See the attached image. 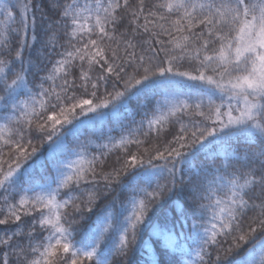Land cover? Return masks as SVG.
<instances>
[{
  "label": "snow or ice",
  "instance_id": "obj_1",
  "mask_svg": "<svg viewBox=\"0 0 264 264\" xmlns=\"http://www.w3.org/2000/svg\"><path fill=\"white\" fill-rule=\"evenodd\" d=\"M169 118L182 134L101 186L105 150ZM0 121V264H264V0H0Z\"/></svg>",
  "mask_w": 264,
  "mask_h": 264
},
{
  "label": "trees",
  "instance_id": "obj_2",
  "mask_svg": "<svg viewBox=\"0 0 264 264\" xmlns=\"http://www.w3.org/2000/svg\"><path fill=\"white\" fill-rule=\"evenodd\" d=\"M157 0H145V4L150 6L153 3H156ZM129 3L131 6H136L137 0H129ZM148 9L146 8L145 11H147ZM119 14V13H118ZM131 20V16H130V12L128 17L125 19V26L122 27L119 31H125L126 28V36L125 39L128 36H133L134 34L132 33V28L135 27V25H131L129 23V21ZM140 24L144 23L143 17H141ZM142 33V29L135 34V38L136 39H147L148 36L145 35H141ZM117 35H119V32L117 33ZM162 39H168V37H161ZM15 39V38H14ZM115 46V45H113ZM174 55H179V52H174L172 53ZM163 56V53H161V57ZM6 58V57H5ZM78 63V61H77ZM86 66V65H85ZM190 67H195V64L193 63L191 66L188 64L187 61H185L183 63V65L180 67V70H188L190 69ZM131 71V69H130ZM92 75L94 76L95 73H92ZM57 83H60V81H57ZM46 87H48V85H46ZM91 90V89H90ZM101 92H103V88H101ZM85 98H90V97H85ZM144 97H141L140 100H144ZM218 102V101H217ZM135 103L133 102V107H135ZM37 108H39V106L37 105ZM154 108V102L153 100L149 99L147 101V109L146 111L149 112L150 116L152 113V110ZM196 110L194 108H190L188 110V112L186 114H183L180 116V120L182 123L184 124H189L190 122L194 119H201L200 117L195 115ZM48 113H45V116ZM143 117V113L141 111H137V114L135 116V119L137 122H139ZM34 123H33V127L35 125V118H32ZM39 122H43V121H39ZM0 123H2V121H0ZM111 126V125H108ZM12 127H15V125H13ZM154 130L149 131L148 130V125L147 122L145 121V125L144 128L141 130V132L139 134H137L136 136L132 137V139L135 140H140L143 143L141 144H129L126 147H120V148H116V149H112L111 151L105 150L107 151V155L102 157V161L103 163L98 162L96 164V179L98 181H100L101 186L103 185V180H102V175L105 172L110 171L113 168L119 167V163H118V159L119 162H123V160L126 158L125 156V152H127L128 155H131L132 153H137V154H142L144 149H155V148H160L162 149L164 147V145H166L168 143L169 140H171L175 135L177 134H182L179 133V129H180V123H177L175 118H169V122L163 125H154L153 126ZM147 132L148 135L145 136L144 133ZM89 135L87 129L84 130V135L81 137V139H83L84 137H87ZM113 135H115L117 138H119V133L115 132L113 133ZM24 142L26 143L27 140L31 139L33 141V144L37 147H40L41 149L45 148V145H41L40 144V140L41 137L38 135H35L34 133H29L27 131V125H25V133H24ZM12 140H16V137H12ZM5 140H9V133L7 131H5L3 133V138L0 139V164L3 165V167L6 169L8 167V164L11 162L10 160V155L12 152V148H11V140L9 141V145L6 146L4 141ZM96 143H102L101 141H97ZM109 148H111V145H109ZM92 154H96L98 155V151L95 148V144H93L92 148L90 149V155ZM153 155H155V152H152ZM204 160V157L201 156L200 158L197 159L196 163L199 164ZM164 179L161 180V183H164ZM123 199V197H122ZM70 211V210H69ZM176 211L174 206H172L171 204H162L158 207L157 210V221L160 223L161 226H163L165 219H169V220H173L176 217ZM249 215H252V213H249ZM242 225L246 227L247 224V220H243ZM188 224H191V220L188 221ZM0 228H2V226H0ZM179 226H177V231H179ZM185 231H187V228L184 229ZM145 239H147V233H145ZM153 239L155 240V237H153ZM231 243V237H226L224 235H221L220 237H218V243L216 246L210 248L208 251H210L211 255L213 258H215L216 255V250L219 247H223V248H227L229 246V244ZM158 247V246H157ZM14 259V258H13ZM70 259V257H69ZM135 260H139L140 259V255L139 253H137V255L134 257ZM259 259V253H257V260ZM84 264H93V262H89V261H85ZM113 264H117V260L114 258L113 259Z\"/></svg>",
  "mask_w": 264,
  "mask_h": 264
}]
</instances>
